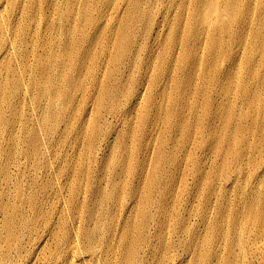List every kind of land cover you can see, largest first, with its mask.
<instances>
[{"label": "bare ground", "instance_id": "obj_1", "mask_svg": "<svg viewBox=\"0 0 264 264\" xmlns=\"http://www.w3.org/2000/svg\"><path fill=\"white\" fill-rule=\"evenodd\" d=\"M33 3L0 0V67L6 70L5 77L0 75V132L14 141L8 144L6 165L16 164L20 156L34 158L30 150L43 154L45 124L48 130L56 126L60 112L80 101L78 92L84 103L93 99L89 113H94L88 125L78 126L80 143L87 137L85 150L79 147L76 152L82 160H90L98 146V129L105 120L100 105L108 99L109 105L126 116L118 154L111 159L120 168L110 184L112 193L102 190L100 201L94 199L91 208L82 210L83 221L78 219L74 231L78 235L55 244L61 251L66 244L68 250H79L69 252L65 259L52 256V264H75L73 258L80 250H86L91 261H101L97 239L111 252L110 264H184L185 258H178L179 247L197 264H264V0H86L76 13L71 14L69 7L59 13L66 27L58 32L46 22L44 33L38 30L35 39L30 36L36 29ZM159 7L164 10L163 34L158 36L157 52L147 53L141 64L142 76L148 72L144 88L148 95L120 86L113 91L97 78L99 59L105 57L115 73L127 57L135 58L140 51L136 26H149ZM8 8L12 19L3 16ZM77 19L80 24L76 26ZM88 28L97 33L91 35ZM48 31L54 36L47 37ZM74 40L78 51L69 53ZM89 43L93 46L88 47ZM98 44L102 57L96 54ZM110 45L111 54L105 56ZM30 57L34 64L29 63ZM164 76L171 81L168 92V88L159 90ZM28 80L38 88L36 93ZM88 84L97 89L96 96L87 91ZM22 89L41 112L34 121L24 111ZM150 89L159 90L161 100L156 104ZM44 99L46 104H42ZM4 105L10 108L9 117ZM160 124L162 133L175 137L171 141L176 151L168 150L163 138L153 144L148 141ZM16 125L22 126L27 150H20L15 142ZM135 136L140 137L141 147H147L144 156L149 163L126 151L128 140ZM187 145L192 183L179 180L176 185L169 173L168 181L156 183L166 163L173 168L181 165L178 151ZM40 163L44 166L46 161ZM3 176L10 178L7 167ZM128 176L134 177L133 182L129 180L134 191L120 199ZM13 192L19 195L16 188ZM110 204L116 208L110 209ZM7 208L0 195L4 215ZM37 209L33 204L35 221L40 219ZM85 215L96 219H85ZM192 217L197 221L191 222ZM196 223L197 231L191 227ZM4 225L12 232L28 230L25 220L15 225L8 218ZM106 260L102 259L103 264Z\"/></svg>", "mask_w": 264, "mask_h": 264}, {"label": "rangeland", "instance_id": "obj_2", "mask_svg": "<svg viewBox=\"0 0 264 264\" xmlns=\"http://www.w3.org/2000/svg\"><path fill=\"white\" fill-rule=\"evenodd\" d=\"M246 1L251 2V0ZM33 2L34 8L37 9L33 20L34 25H36V29L35 31L30 32V36L35 39L38 36V30L39 32L43 31L44 33L46 22L54 24L55 30L58 32L59 29L62 30L66 27L65 21L61 19L59 13L61 11H67V7L70 8V12L72 11L71 14L76 13L75 11L77 7H79V10L84 8L86 0H70V5L67 0H33ZM52 3L56 4L58 9L55 8V5L53 7ZM90 4H94V2H91ZM121 8L122 5L119 6V9L122 11ZM169 9L170 8L168 7L167 10ZM162 11L164 10L160 7L158 10H154L153 22L150 23L149 26H144L143 24H138L136 26V42L138 43V49H140V51L133 59L127 57V61L125 60L121 63L118 70H114L116 71L115 73H112L113 65L106 64L107 60L105 57H102V51L99 50L100 44L96 45V54L98 56L100 54L102 57V59H99V66L101 65V68L97 78H99L102 82L109 84V88L113 89V91L116 90L115 86L123 87L124 90L127 88H136L139 93L144 90L146 83L145 78H147L148 72L142 76L141 73H143L144 70L141 69V64L147 58V53L152 52L154 54L157 52L158 36L161 33L163 34L162 30L164 29ZM114 15L115 13L106 18H111ZM3 16L4 18L12 19V10L6 9ZM102 22L103 21H101V23ZM79 24L80 22L77 19L75 25L77 26ZM2 26L3 23L0 19V28H2ZM90 29L91 28H88V33H93L94 31H90ZM46 33L47 37L54 36V32L50 33V31H48ZM96 33L97 31L91 35H95ZM78 46V42L74 40L69 53L74 50L77 52ZM87 46L92 47L93 45L89 43ZM24 47L25 45L21 46V51ZM111 47L112 46L110 45L108 48H105V56L111 54ZM115 53L116 51L113 50L112 55ZM134 59H136L137 62H134ZM29 63L34 64V60L31 57L29 59ZM0 75L3 77L6 76V70L1 67ZM140 77H142V81L137 80ZM26 83L30 85L31 80L26 81ZM169 86H171L169 77H162L159 90L162 88H168V92L172 89H170ZM9 87L10 85L7 87L6 92ZM31 88L35 93L38 90L36 86H31ZM159 90L151 91L150 89L154 96L153 100L155 104L161 100ZM87 91H92L91 93L93 97L97 95V89L90 84H88ZM143 92L145 93V96L148 95L147 90H144ZM21 96H24L25 104H22L24 105L26 115L30 117L31 121H34L38 114L41 113L39 112L38 105L31 104L30 93L23 89L21 90ZM76 97L79 98L80 101L75 100V102L68 105L66 111L60 112V121L56 123V126H54L51 130H48V125L45 124L47 130L43 131V137L46 138L47 145L42 148L43 154L40 156L34 150H30L33 153L34 158L26 159L23 156H20L18 162L9 167L6 165V157L11 145L8 144L14 141L10 140L8 135L0 132V147L2 149L0 152V195L1 200L8 205L5 215L0 210V264H52V256H59L62 259H65L69 252L74 250L76 252L79 249L74 247L72 250H68L69 246L66 244L64 249L61 251L55 247V244H63L65 237L70 238L71 234L78 235L74 231L79 225L77 223L78 219H80L81 222L83 221L84 212L82 210L91 208L94 203V199L99 202L100 195L103 193L102 190H106L108 194L112 193L110 184L112 180L116 178V173L114 172L119 171L120 168H116V165H112L111 159L115 154H118L117 150L121 144L120 135L126 129V116L115 107L109 105L108 99L105 100L100 105L105 120L100 124L98 129L100 133L99 136L96 137V139L98 138V142L96 143L98 146H96V150L92 152L90 160H82L81 156H77L76 152L79 147L82 151L85 150L87 137L85 142L80 143L81 137L77 130L79 124H81L82 127L83 125H88L90 121L93 120L94 113H92V115L89 113L93 99L84 103V100L81 99L79 92L76 93ZM134 102H136V99L133 101L130 100V103ZM44 103L45 99L42 104ZM3 107L7 109L8 106L4 105ZM8 110L9 112L6 116L9 117V107ZM75 115L78 116L73 118ZM29 127H31V125H29ZM91 127L92 123L89 125L90 129ZM14 132L16 135L15 142L18 143L19 149L27 150L29 148V144L24 141L22 126L16 125ZM160 138L167 141L168 150L176 151V148L171 141L175 140V137L169 133H162L161 124L158 126V131L156 133H150L148 141H150V144H153L156 139L159 140ZM177 138L178 136H176V139ZM141 144L142 142L140 141V137L138 136L136 138L135 136L134 138L128 140L126 151L128 153L132 152L133 157H138L140 161L149 163V159L144 156L146 155L148 149L146 146L141 147ZM187 147L188 145L178 151V158L181 165L173 168L172 166H167L166 163L161 171L157 173L156 183L159 181H168V173L176 180V185L179 180H186L189 183H192L191 179L193 178V169L191 157L187 156ZM14 156L17 157L18 154H14ZM40 160L43 162L46 161L44 166L40 163ZM6 167L8 168L10 178H4L3 176V169ZM151 174L152 170L150 172V175ZM125 180H128V182L119 195L120 199L122 194L127 197L129 193H133L134 191L130 184V181H134V177L128 176ZM15 188L18 190L19 195H15L13 192ZM173 191L175 192L176 189L173 188ZM154 196L157 197L156 195ZM29 198L32 199V202L27 201ZM7 201H11L13 204L6 203ZM167 201H169V207L172 206L168 197ZM33 204L38 207L36 212L39 214L40 219L37 221L33 220V214L31 211ZM194 204L196 205L197 203ZM109 208L115 209L116 206L110 204ZM14 214H16L15 217ZM106 216L109 215L106 214L105 217ZM72 217L75 218L72 219L71 224L70 220ZM8 218L15 223V225L21 220L27 221L28 230L26 232H22L18 229H14L12 232V230H9V226L6 227V225H4L5 220ZM87 218L96 219V217H88L85 215V219ZM194 221L197 220L192 217L191 222ZM193 226H195L194 228L197 231V223L191 225V227ZM50 231H53L56 235H51ZM96 245L97 256L101 259V261H91L90 255L85 252L86 250H80L81 253L75 254V257L73 258L75 264H103L102 259L106 260V258L107 260L105 264H110L108 257L111 256V252L106 249L100 239H97ZM5 254L8 255V259L6 261H4ZM177 254L179 255L178 258L182 256L185 258V261L183 262L184 264H197L195 260L190 261L189 258H191V256L185 253L182 247H179ZM178 258L177 262H179ZM62 264H66V262H62Z\"/></svg>", "mask_w": 264, "mask_h": 264}]
</instances>
